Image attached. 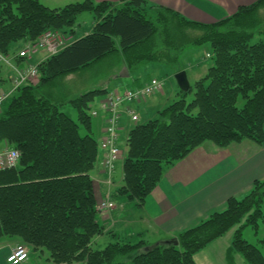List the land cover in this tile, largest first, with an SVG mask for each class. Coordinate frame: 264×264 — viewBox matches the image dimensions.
I'll use <instances>...</instances> for the list:
<instances>
[{"label": "trees", "instance_id": "trees-1", "mask_svg": "<svg viewBox=\"0 0 264 264\" xmlns=\"http://www.w3.org/2000/svg\"><path fill=\"white\" fill-rule=\"evenodd\" d=\"M262 7L264 0H258L205 25L148 0H84L59 9L39 0H0V53L5 56L16 44L33 43L50 30L72 36L83 13L97 21L89 35L37 64L39 83L18 89L0 112V146L21 154L17 168L0 172V239L18 238L41 255L45 249L54 264H197V253L234 230L227 262L235 264L239 255L246 264H264L259 247L243 237L245 229L258 235L264 226V180L255 181L243 198H230L223 211L179 233L178 245L148 249L152 244L145 241L117 238L103 249L93 247L104 229L97 222L91 177L100 147L89 111L108 91L96 89L63 102L50 90L58 80L114 55L122 57L130 76L153 64L180 72V56L188 48L209 46L206 75L156 118L138 121L129 131L118 195L142 207L165 171L204 143L263 145L264 20L256 19ZM188 31L200 36L191 41ZM68 104L76 120L62 110Z\"/></svg>", "mask_w": 264, "mask_h": 264}, {"label": "crops", "instance_id": "crops-1", "mask_svg": "<svg viewBox=\"0 0 264 264\" xmlns=\"http://www.w3.org/2000/svg\"><path fill=\"white\" fill-rule=\"evenodd\" d=\"M121 1L124 0H95L97 3H119ZM257 1L148 0L154 6L170 9L191 21L205 25L214 24L229 18L235 15L240 8L251 6ZM94 21L90 30H85L80 38L89 35L93 31L97 24L95 19ZM71 37L72 42L77 40L74 39V34ZM21 48L22 46L15 47L11 55H16ZM40 53H45V55H42L43 57L37 60H35V55L29 60L15 59L14 64L19 68H24L28 64L37 65L47 58L46 52L42 51ZM124 67L125 65L122 62V68ZM143 69L145 67L138 70L135 75H129L128 78L130 80L128 82L131 83L132 89L154 78H145L142 72ZM79 73L81 71L75 74ZM10 74H12V71L8 67L2 68L0 92H5L10 89L12 82H10L9 87L7 83ZM117 74L118 72L115 75L113 73L110 79L103 81L98 90H106L108 92L113 90L120 91L122 85L119 82L112 83L111 81L118 79ZM137 79H142V81H136ZM110 83L113 85L112 89L110 88ZM89 91H92V89L84 93ZM84 93L67 89L60 95L63 99L60 98L59 94H57V97L63 100V102H67ZM161 93H157L142 103L133 106L132 109L137 112L139 120L144 105L151 109H153V106L156 112L161 110L159 107L161 99L166 96L164 90ZM105 95L97 98L98 104L104 99ZM98 117L96 127L100 143L104 137L106 116L104 113H101ZM133 126L134 124L127 114L126 108H123L120 127L122 141L127 142L129 131ZM125 136L126 140L124 139ZM5 146H0V150ZM102 158L103 153H101L96 167L91 173L94 182L96 202L100 203L109 199L116 205V209L107 214L97 215V222L104 229V232L95 238L93 244L95 248L111 243L110 240H107L108 237L114 241L119 238L130 240L131 242L145 241L152 245L166 243L176 239L179 233L200 224L209 218L211 214L223 211L230 198H243L250 192L255 181L264 180V143L263 145H258L253 141L244 140L241 143L232 144L227 148H218L212 143H204L185 159L178 161L172 167L168 168L157 188L147 198L145 204L139 207L136 203L129 202L125 197L119 196L117 193L123 184V162L116 164L113 176L114 183L108 187L104 184L105 180H107V174L103 172L101 165ZM233 235L234 230L208 246L211 249L219 247L220 251L218 257H216L217 259L212 257L205 259L202 253L208 249L207 247L195 255V262L201 264L200 260H203L204 264H217V261L219 264H229L227 262V253L231 246ZM19 244L24 245L19 239H0V264H8L6 260L10 250ZM32 257L31 250L29 259L24 264H54L48 261L46 253L42 255L43 261L38 259L34 260ZM234 259L236 263L238 260L241 261L240 259L242 258L239 255H235Z\"/></svg>", "mask_w": 264, "mask_h": 264}, {"label": "rangeland", "instance_id": "rangeland-1", "mask_svg": "<svg viewBox=\"0 0 264 264\" xmlns=\"http://www.w3.org/2000/svg\"><path fill=\"white\" fill-rule=\"evenodd\" d=\"M43 5L51 8V9H59L63 8L69 4L77 3V2H83L84 0H39ZM256 19L259 21L264 20V7L258 10V13L256 15ZM94 18L91 13H83L78 17L77 24L75 26V33H74V39H79L85 30H90L92 25L94 24ZM200 33L198 31H193L190 32L188 31L186 36L191 39V41H194L196 37L200 36ZM118 43L119 40L117 39ZM16 47L24 46L22 42L18 43L15 45ZM209 46H192L188 48L181 56H180V65L182 71H185L187 73V77L189 80V83L191 86L194 85L195 81H197L200 77H204L208 71V68L211 65L210 61V51H209ZM42 55L44 54H38L35 55V60L38 58L43 57ZM8 67V66H7ZM122 57L120 55H115L113 57H110L108 59H105L98 64H95L93 67H90L86 70L81 71L79 74H75L71 76H66L60 80L57 81V84L51 87V91L53 94L59 96L64 93V90L66 91L67 89L73 90L74 92L80 91V93H84L88 90H94L98 89L101 87V84L103 81L110 79L111 76L114 75L118 72V75L124 74L122 68ZM121 69V70H120ZM206 71V72H205ZM145 78H158L164 83V91H165V97L161 99V103L159 105L160 109H163L164 107H167L168 105L172 104L174 101L180 99V92L182 89L180 88L177 80H176V75L179 73L178 69L172 68L163 64H153L151 66L146 67L145 69L142 70ZM205 73V74H204ZM14 75V74H13ZM12 78V75L10 74V78L7 80L8 87L10 85V79ZM197 79V80H196ZM130 78H118L111 80L112 83H120L122 87L120 88L121 92H123L126 88L132 89L131 88V83L128 81ZM39 83V78L36 84ZM110 83V88L112 89L113 85ZM34 85V83L32 84ZM11 88V86H10ZM49 89V88H48ZM162 90V92H163ZM159 94H162L161 92ZM156 98V97H153ZM159 98V97H157ZM193 100V92L189 93L187 96V101H192ZM244 101L240 99L238 106L241 107L243 105ZM100 108L97 99L95 102L91 104V109L92 110H98ZM153 109L149 108L148 106L144 105L142 108L141 112V118H140V123H146L151 119H154L157 117V112L152 106ZM64 112H66L70 117L74 120L77 119V112L76 110L71 106L67 105L64 106L62 109ZM99 117H92V132L93 136L96 138V140L99 142V134L97 131V122H98ZM82 134H85L83 131ZM126 140V136L124 138ZM122 141V140H121ZM235 146V145H234ZM121 148L123 150V155L121 158H125L126 152H127V144L126 141H122ZM104 172V171H103ZM106 173V172H104ZM107 174V180H105L104 184L107 185L108 187L112 186L114 183V173L111 174L110 180L108 173ZM118 193V191H117ZM109 197V194H108ZM106 201H109L106 200ZM98 205V203H97ZM96 205V206H97ZM116 209V205H114L113 209L105 210V211H100L99 215L102 214H107L112 212L113 210ZM98 214V213H97ZM243 237L245 240L250 242L253 245H256L259 247L261 250L262 254L264 255V244L260 242V240L264 239V226H261L260 233L258 235H255L254 231L251 228H247L243 231ZM17 240L18 238H14ZM107 240H110L113 242L114 240L109 237ZM103 242V241H101ZM109 244V243H108ZM108 244L99 246L100 249L105 248ZM23 245V244H22ZM98 248V249H99ZM9 249V248H8ZM219 247H216L215 249H211L208 247L206 251H203L202 254H204L205 259L207 258H216L218 257L219 254ZM44 252L49 256V252L44 249ZM33 259L34 260H41L43 261V257L41 253L32 251ZM217 259V258H216ZM241 261H236L235 264H245L243 259H240ZM201 264L203 263V260H200ZM80 264V263H77ZM217 264L218 261H217Z\"/></svg>", "mask_w": 264, "mask_h": 264}, {"label": "built area", "instance_id": "built-area-1", "mask_svg": "<svg viewBox=\"0 0 264 264\" xmlns=\"http://www.w3.org/2000/svg\"><path fill=\"white\" fill-rule=\"evenodd\" d=\"M70 44V38L57 31L45 32L37 41L28 43L22 51L18 53V58L29 60L40 51H45L49 57L54 56L64 50ZM0 65H9L13 69L14 77L12 88L6 92H0V112L5 102L21 87L36 84L39 78L37 65H26L19 68L13 65L7 56L0 54ZM164 83L158 79H152L139 89H127L123 92H110L100 103V110H93L91 115L96 117L99 112L105 114L104 138L100 143V150L103 152L102 167L108 173L109 180L114 173L116 164L122 158L123 152L120 148V127L121 114L126 108L127 114L133 122L138 121V116L132 109L135 103H141L150 96L161 92ZM21 154L17 149L7 148L0 150V172L12 170L18 167ZM114 204L110 201H103L97 205V211L113 209ZM29 249L19 245L11 250L7 257L8 264H22L28 260Z\"/></svg>", "mask_w": 264, "mask_h": 264}, {"label": "water", "instance_id": "water-1", "mask_svg": "<svg viewBox=\"0 0 264 264\" xmlns=\"http://www.w3.org/2000/svg\"><path fill=\"white\" fill-rule=\"evenodd\" d=\"M123 72L124 74H120L117 76V78H128L129 77V72H128V69L125 67L123 69ZM176 80L180 86V88L182 89V91H185V92H188L191 88V85L188 81V78H187V73L185 71H181L179 72L177 75H176ZM161 244H167V245H178V241L177 239H173V240H170L166 243H156V244H153L152 246H150L148 249H153Z\"/></svg>", "mask_w": 264, "mask_h": 264}, {"label": "bare ground", "instance_id": "bare-ground-1", "mask_svg": "<svg viewBox=\"0 0 264 264\" xmlns=\"http://www.w3.org/2000/svg\"><path fill=\"white\" fill-rule=\"evenodd\" d=\"M72 74V73H71Z\"/></svg>", "mask_w": 264, "mask_h": 264}]
</instances>
